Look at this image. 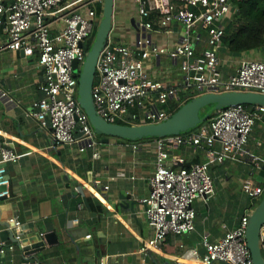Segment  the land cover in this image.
<instances>
[{"label":"crops","instance_id":"obj_1","mask_svg":"<svg viewBox=\"0 0 264 264\" xmlns=\"http://www.w3.org/2000/svg\"><path fill=\"white\" fill-rule=\"evenodd\" d=\"M81 1L64 0L52 8L47 17L52 35L63 26L59 15ZM233 10L222 24L230 20ZM5 18L0 12V46L8 38ZM139 22L136 0H114L111 35L138 47L150 79L177 88L164 105L179 99L181 93L184 98L191 95L182 87L181 58L174 53L182 41L183 26L173 23L165 29H145ZM193 34L195 55L202 58L210 47L207 33L197 24ZM154 45L158 51H153ZM217 53L223 77L242 59L264 60V46L233 53L222 42ZM43 81L36 53L25 56L17 48H0V141L19 154L16 162L5 163L9 196L0 198V229L14 224L20 240L0 255V264H199L202 240L219 239L254 208L258 200L241 188L251 160L212 163L214 194L206 200L194 199V229L169 233L159 249L141 251L142 243L153 234L142 198L148 195L155 169V137L120 141L96 134L95 145L83 139L76 145L54 147L50 132L29 113L42 96ZM215 147L219 148L218 142ZM247 148L264 160V114L256 119ZM94 151L98 157H93ZM171 154L183 158V162H172L175 168L207 159L204 147L189 143L173 147ZM258 171L252 174L254 181L264 185V178L257 179Z\"/></svg>","mask_w":264,"mask_h":264},{"label":"built area","instance_id":"obj_2","mask_svg":"<svg viewBox=\"0 0 264 264\" xmlns=\"http://www.w3.org/2000/svg\"><path fill=\"white\" fill-rule=\"evenodd\" d=\"M63 1L0 0L8 34L0 48H17L25 56L37 54L38 65L44 73L40 86L42 96L29 113L50 132L53 146L76 145L83 139L95 145L96 134L77 98L78 73L87 51L85 44L101 18L96 5L103 0H82L61 13L58 18L63 20V26L52 35V22L47 17ZM136 1L139 24L143 28L165 29L173 23L183 26L182 41L174 52L181 58L182 87L194 86L198 94L229 90L264 93L262 59H242L232 73L223 77L217 47L225 33L221 21L233 8L231 0ZM197 24L206 31L210 44L202 58L195 55L193 46ZM152 49L158 51L156 45ZM138 54L137 46L117 41L111 32L99 51L91 94L96 112L109 122L156 123L170 115L164 104L174 97L177 88L150 79ZM74 60L78 62L77 71L73 70ZM249 105L225 106L190 131L155 137V169L149 178L148 195L142 198L153 234L142 243L141 251L159 249L169 233L183 234L194 229V199L206 200L214 194L212 163L242 161L247 157L251 166L241 188L252 200L262 196L264 185L256 183L252 174L264 160L248 149L247 143L256 119L264 114V105ZM185 143L204 147L207 159L177 168L172 166V162H183V158L173 156L171 149ZM92 155L98 157L99 152L94 151ZM18 158L16 151L0 141V197L9 196L5 163L16 162ZM250 212L244 213L238 226L227 230L219 239L202 240L204 253L199 264H255L245 236ZM10 220L15 222L14 218ZM259 237L262 244L264 222ZM13 247V242L1 241L0 255Z\"/></svg>","mask_w":264,"mask_h":264},{"label":"water","instance_id":"obj_3","mask_svg":"<svg viewBox=\"0 0 264 264\" xmlns=\"http://www.w3.org/2000/svg\"><path fill=\"white\" fill-rule=\"evenodd\" d=\"M113 6L114 0H103L101 18L97 24L91 45L85 53L83 68L78 73V102L87 114L95 134L115 136L120 141L178 134L197 127V125L207 119L208 113L200 116V110L207 104H214L215 110L233 104L264 105V93L243 90L210 91L194 95L173 114L156 123L122 124L107 121L96 112L91 89L95 79L96 61L99 51L104 46L111 30ZM132 23H134V20H132ZM77 64V60H74V71H77ZM263 178L264 163L261 165L257 175V179L260 181ZM263 222L264 194L250 212L245 229L247 245L255 264H264V242L261 244L259 237ZM12 225L14 224L6 223V226L0 229V239L6 243L13 242L19 245L20 240L15 236ZM25 247L27 248V246Z\"/></svg>","mask_w":264,"mask_h":264},{"label":"trees","instance_id":"obj_4","mask_svg":"<svg viewBox=\"0 0 264 264\" xmlns=\"http://www.w3.org/2000/svg\"><path fill=\"white\" fill-rule=\"evenodd\" d=\"M231 2L234 8L231 14L232 19L230 18V20L223 23L225 33L222 37V42L233 53L254 51L262 48L264 46V0H231ZM96 8L97 12L101 13L102 3H97ZM95 30L96 28L93 31L92 37L85 44L86 50L91 45ZM194 95L192 93L184 98V94L181 93L179 99H172L171 106L169 104V107L167 105L164 106L168 107L167 110L170 111L171 115ZM248 106L250 105L248 104ZM215 111L214 104L204 106L200 110V116L208 113V117L200 124L206 123ZM190 130L192 129L187 131Z\"/></svg>","mask_w":264,"mask_h":264},{"label":"rangeland","instance_id":"obj_5","mask_svg":"<svg viewBox=\"0 0 264 264\" xmlns=\"http://www.w3.org/2000/svg\"><path fill=\"white\" fill-rule=\"evenodd\" d=\"M80 68L82 69L83 68V63H81L80 64ZM80 69V70H81ZM76 70H78V67H77V69ZM186 89H189V93L191 94V92H193V94H195V95H197L199 92V90L198 89H196L194 86H190V87H187ZM208 105V104H207ZM206 106V105H205ZM220 192H218V194H219ZM227 193H229V192H227ZM259 199H261V198H259ZM259 199H258V201H259ZM244 200H246L247 201V199H244ZM250 206H252V204H250Z\"/></svg>","mask_w":264,"mask_h":264},{"label":"bare ground","instance_id":"obj_6","mask_svg":"<svg viewBox=\"0 0 264 264\" xmlns=\"http://www.w3.org/2000/svg\"><path fill=\"white\" fill-rule=\"evenodd\" d=\"M263 194H264V192H263ZM263 194H262V195H263ZM261 197H262V196H261ZM261 197H260V198H261ZM259 200H260V199H259ZM257 203H258V202H257Z\"/></svg>","mask_w":264,"mask_h":264}]
</instances>
